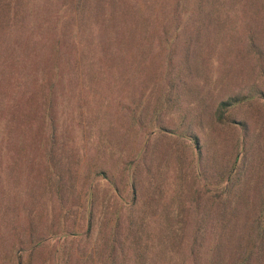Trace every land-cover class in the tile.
Wrapping results in <instances>:
<instances>
[{
    "label": "rangeland",
    "instance_id": "rangeland-1",
    "mask_svg": "<svg viewBox=\"0 0 264 264\" xmlns=\"http://www.w3.org/2000/svg\"><path fill=\"white\" fill-rule=\"evenodd\" d=\"M144 1L153 12V16L147 17L156 22L149 21V31L140 36L134 74L126 72L123 77V55L118 56L110 46L111 56L106 61L102 59V39L107 44L118 37L117 42L121 43L123 35H130L127 31L123 34V27L118 33L112 29L104 33L101 28L102 19L109 20L111 0L100 4L86 0L79 10L77 0H0V264L11 263L9 251L18 234L29 240L33 233L38 237L80 228L84 236L86 222L81 203L90 184L97 199L96 229L102 232L95 231L97 235L103 236L114 227L123 238L132 239L126 163L135 147H148L147 161L150 150L158 145L160 152L154 167L165 168L168 164V176L176 175L162 184L158 180L166 189L158 200L150 198L148 193L139 198L138 211L145 205L150 210L146 204L149 199L159 201L156 212L140 226L149 243L155 241L158 229H192V219L196 217L193 204L201 202L202 209L211 208V203L207 204L208 187H203L204 178L215 183L221 180L217 175L228 167L226 156L230 145L236 142L237 133L224 126L208 136L215 127L200 126L202 105L196 102L200 92L195 91L198 82L193 84L192 77L186 78L187 82L191 81L189 85H180L181 96L177 100L172 96L170 105L160 109V114L156 112L165 84L175 77L174 68L188 56L182 49L187 36L175 27L183 28L189 13L184 0L180 4L175 0ZM221 4L224 9L234 6L231 0ZM97 5L101 6L99 12ZM115 5L123 8L125 3L118 0ZM178 6L182 12L175 11ZM162 8L164 15L170 12L169 18L173 20H162L164 15L159 14ZM174 12L179 13V18ZM233 16L210 24V29L199 36L202 41L199 76L205 77L210 71L221 79L223 64H228V69L235 68V78L242 73L240 68L247 61L243 54L246 36L239 28L244 22L238 14ZM118 19L123 21V16ZM165 28L170 31L165 32ZM196 40L194 34L193 43ZM226 40L228 47L223 48L222 42ZM249 64L248 76L251 72L255 78L260 66L252 57ZM229 86L223 83L211 87L217 88L214 93L220 95L230 92ZM138 105L141 112L136 109ZM135 109L137 115L147 119L148 128L134 123ZM237 113L238 117L248 116L253 123L252 131L258 136L256 144H261L257 153L262 155L256 158L258 163L253 162L252 171L257 173L251 177L264 181V170L260 173L264 166L262 99L245 105ZM191 120L194 132L201 135L204 143L202 165L194 158L197 152L189 147L190 140L179 136L189 131L187 125ZM160 124L173 135L159 137ZM156 125L155 135L146 138ZM170 149L177 151L178 159L168 162L170 158L166 154ZM144 163L141 161L139 168L144 172L142 190L145 191L151 183ZM198 166L206 169L202 174L207 176L202 178L197 174ZM104 171L115 182L116 192L109 184L111 180L97 175ZM195 188L203 190L195 194L200 198L192 199ZM148 231H153L152 235ZM54 236L56 239L46 240L37 250L34 264H54L55 248L63 244L66 250L73 251L71 257L65 258L68 264H80L82 260L92 264V259L98 264V253L82 255L91 244L84 241L87 239L66 244Z\"/></svg>",
    "mask_w": 264,
    "mask_h": 264
},
{
    "label": "trees",
    "instance_id": "trees-1",
    "mask_svg": "<svg viewBox=\"0 0 264 264\" xmlns=\"http://www.w3.org/2000/svg\"><path fill=\"white\" fill-rule=\"evenodd\" d=\"M85 1L77 0L76 7L78 10L79 7L83 8L82 5ZM95 1L97 4L103 2V0ZM175 1L177 4L185 2L184 5L188 8L189 15L186 16L190 25L187 23L183 28H180V25L175 27L176 31L187 36V41H184L182 49L188 53V56L180 61L176 69L174 68L175 77L165 84V89L161 92L160 104L156 106V112L160 114L164 107L170 105L173 101L172 96H175L176 100L181 96L179 93L181 84L189 85L188 82L192 81L193 84L198 82L194 86L195 91L200 92L196 95L199 98L196 99V102H201L202 105V115L199 118L200 126L210 125L215 127L212 131H209L208 136L214 135L219 127L224 126L237 133L236 142L233 143V146L230 145V153L226 156L228 167L226 171L217 175L221 177L220 181L215 183L209 180L208 177L204 178L206 174H202V171H206V169H200L198 166L197 174L206 179L203 187H208V191L206 188L209 194L207 204L211 203V208L209 210L202 209L201 202L193 204L192 209L196 217L192 219L194 222L192 229H158L155 241L149 243L144 236L146 232L142 231L143 229H140V226L146 224L144 220L147 217H152L156 212L159 201L152 202L149 199L146 204L149 205L150 210L145 205L138 211L140 208L139 198L142 194L146 195L148 193L150 198L158 200L159 196L165 195L166 192V189H163L160 185L168 177H175L176 175L169 174L168 176V164L165 168L154 167L157 164V153L160 152L158 145H154L150 150L152 151L151 157L147 161L145 154L148 152V147L141 146L138 149H135V147L129 152L131 160L126 163L128 187L131 195L130 203H127L131 221L129 235L133 236L132 239L123 238L119 234L120 231L114 227L109 232L106 231L103 236L102 234L100 237L97 235L95 232L98 230L96 229L95 220L97 199L95 192L92 190V184H90L86 198L83 202L81 201V207H84L83 219L86 222L84 236L79 232L80 228L73 230L68 228L56 234H44L38 237L33 233L29 240L24 235L18 234L9 251L10 264H34L37 250L46 240L56 239L54 235L58 236V241L66 242V244L76 243L82 238L87 239L84 241H89L91 244L86 246L89 249H85L82 255L89 253L93 256L98 253L97 256H100L98 264H264V181L254 180L251 177L254 173H257L256 170L252 171V166L253 162H259L256 161L258 155H262L261 152L257 153L258 146L261 144H256L258 136L252 131L253 123L248 119V116H237V112L242 107L251 104L254 100L262 99L264 106V0H231L234 6L227 9H224L221 4L226 0ZM115 2H118V0H111L109 20L103 18L100 26L104 33L112 30L118 33L120 28L123 27V34L127 31L130 35H123L121 43L117 42L118 37H114L107 44L103 39L100 43H102L101 51L104 61L111 56V47L116 50L118 56L123 55V69L121 71L123 70L124 77L126 72L134 74L135 63L141 48L140 36H142V33L149 31L148 27L150 28V26L147 25L150 24L149 21H156L152 17H147L148 15L153 16V12L148 9V4L144 0H123L125 3L123 8L116 6ZM100 7L99 5L96 6L98 12ZM175 11L182 12L179 6ZM169 13L164 15L162 8L159 14L164 15L162 20H173L169 18L171 15ZM174 14L175 17L179 18V13L174 12ZM236 14L244 22L239 31L246 36L244 45L246 48L243 54L247 61L243 65L244 67L240 68L242 73L235 78V68L230 66V69H228V64H223L224 70L221 79L210 71L205 77L199 76L197 72L200 67L199 56L202 51V41L199 40V36L202 32L210 29V24L220 23L222 18L229 19ZM119 16H123V21L118 19ZM251 23L257 25L254 26ZM164 31L169 32L170 30L165 28ZM194 34L197 37L195 43H193ZM175 36L181 37L179 35ZM222 47H228L227 40L222 42ZM251 57L252 61L260 66L255 78H253L251 72L248 76ZM117 64L119 66L120 62ZM187 77L193 79L187 82ZM216 79L221 81H216ZM223 83L230 85L228 88L230 92L216 95L214 91L217 88L211 86L218 87ZM194 102L195 100L192 101V103ZM136 109L140 111L141 107L138 105ZM136 109L132 115L134 123L148 128L147 119L139 114L137 115L138 111ZM160 125L159 127L156 125L154 129L150 128L151 131L149 130L146 138L150 134L155 135L156 127L160 129L159 137L173 135V133L165 132L167 130L165 125ZM187 130L189 131L179 136L182 139L190 140L189 147L191 146L192 151L197 152L194 158L197 157L198 165H202L200 161L204 159V143L201 135L194 132L193 120L187 125ZM176 152L172 149L167 152L166 156L170 158L168 162L178 159ZM259 158L261 160L262 157ZM141 161L146 162L144 163L145 167H143L144 171L147 170L148 180L151 183L145 191L142 190L144 186L142 174L144 172L139 168ZM175 164L173 168L177 171ZM263 170L264 166H262L260 173ZM97 175L104 180H111L106 171L97 172ZM158 180H161V184H158ZM109 184L114 187V192H116L115 182L111 180ZM210 184L213 185L209 186ZM200 190L203 189L195 188L192 199H195V197L200 198V195L195 196ZM169 218H172V215H169ZM98 231L102 233L100 230ZM151 233L148 231L149 235H152ZM63 245L55 248L54 264H68L65 258L73 255V251L66 250V246ZM182 255L185 257L184 259ZM91 261L92 264H96L95 260L92 259ZM188 261L189 263H187ZM80 264H86V261L82 260Z\"/></svg>",
    "mask_w": 264,
    "mask_h": 264
}]
</instances>
